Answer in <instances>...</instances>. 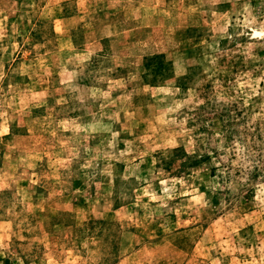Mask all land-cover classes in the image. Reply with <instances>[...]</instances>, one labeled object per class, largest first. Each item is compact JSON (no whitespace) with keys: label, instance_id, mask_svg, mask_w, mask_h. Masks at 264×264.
<instances>
[{"label":"rangeland","instance_id":"rangeland-1","mask_svg":"<svg viewBox=\"0 0 264 264\" xmlns=\"http://www.w3.org/2000/svg\"><path fill=\"white\" fill-rule=\"evenodd\" d=\"M0 264H264V0H0Z\"/></svg>","mask_w":264,"mask_h":264}]
</instances>
